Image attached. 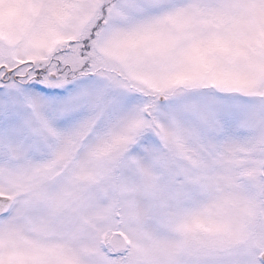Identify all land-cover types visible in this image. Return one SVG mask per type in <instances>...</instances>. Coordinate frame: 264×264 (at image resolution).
Instances as JSON below:
<instances>
[{
  "label": "snow or ice",
  "instance_id": "obj_1",
  "mask_svg": "<svg viewBox=\"0 0 264 264\" xmlns=\"http://www.w3.org/2000/svg\"><path fill=\"white\" fill-rule=\"evenodd\" d=\"M0 264H264V0H0Z\"/></svg>",
  "mask_w": 264,
  "mask_h": 264
}]
</instances>
